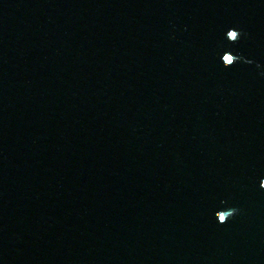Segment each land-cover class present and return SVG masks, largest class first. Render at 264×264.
I'll return each instance as SVG.
<instances>
[{
  "label": "water",
  "instance_id": "1",
  "mask_svg": "<svg viewBox=\"0 0 264 264\" xmlns=\"http://www.w3.org/2000/svg\"><path fill=\"white\" fill-rule=\"evenodd\" d=\"M0 264H264V0H0Z\"/></svg>",
  "mask_w": 264,
  "mask_h": 264
}]
</instances>
